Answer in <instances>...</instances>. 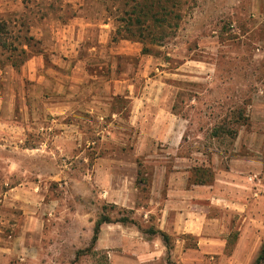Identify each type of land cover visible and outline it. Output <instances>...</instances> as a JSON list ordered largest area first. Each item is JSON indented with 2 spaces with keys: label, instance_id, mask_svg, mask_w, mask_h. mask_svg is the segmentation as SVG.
I'll use <instances>...</instances> for the list:
<instances>
[{
  "label": "rangeland",
  "instance_id": "rangeland-1",
  "mask_svg": "<svg viewBox=\"0 0 264 264\" xmlns=\"http://www.w3.org/2000/svg\"><path fill=\"white\" fill-rule=\"evenodd\" d=\"M193 2L196 21L167 39L166 52L158 53L164 54L165 65L145 72L153 80L145 89L151 94L145 104L148 116L137 115L133 123L128 117L131 103L119 99L113 106L114 111L119 110L118 117L100 119L85 111L75 120L69 119L73 126L66 134L58 126L47 128L51 123H67L64 119L26 116L23 120L24 101L19 94L32 95L37 113L46 107L35 97L40 85L27 83L24 87L17 76L27 56L20 53L26 41L25 36H17L18 29L26 31L35 19L22 11L27 14L25 19L7 20L12 35H6V46H0V90L7 97L0 116V264H36L31 260L38 256L43 261L39 264H46L58 258L59 252L67 253L71 241L83 245L101 217L114 223L128 219L124 224H135L146 232L155 229L161 197L159 193L152 199L154 186L158 188L165 171H176L175 166L188 172L184 180L189 185L216 189L215 199L199 205L203 215L218 218L211 219L215 225L223 224L221 220L233 228L239 221V214L225 206L231 192L229 172L238 167V156L247 157L245 165H239L247 167L241 188L246 192L260 189L264 194V164L256 162L264 155V136L259 129L264 112V27H257L260 19L253 0ZM120 6L124 8L123 3ZM26 8L37 11L35 6ZM158 32L164 39L174 33L166 26ZM33 42L39 50L40 45ZM12 64L15 71L9 72ZM5 75L7 80H3ZM145 86L137 80L136 93ZM160 111L165 112L164 119L168 112L183 123L179 149L174 143L178 135L163 132L164 127L157 123L162 118ZM112 120L114 124L107 127ZM39 124L44 128L38 129ZM111 155L125 160L134 157L136 163L112 165L106 160ZM177 155L192 157L194 163L176 162ZM146 157L150 158L144 160ZM258 167L262 169L257 172ZM196 169L213 172L206 176L207 184L194 183ZM113 187L124 192V196H115L117 200L131 199L141 214L123 206L121 200L112 201ZM148 208L156 213L145 219ZM181 237L188 246H196L192 235ZM88 245L78 250L82 252L77 261L68 262L64 255V264H108L105 253L94 252ZM167 260L171 262L169 257Z\"/></svg>",
  "mask_w": 264,
  "mask_h": 264
},
{
  "label": "crops",
  "instance_id": "crops-1",
  "mask_svg": "<svg viewBox=\"0 0 264 264\" xmlns=\"http://www.w3.org/2000/svg\"><path fill=\"white\" fill-rule=\"evenodd\" d=\"M121 3H128L130 13L135 7L136 11L142 10L140 16L143 23L140 27L135 24L139 12L132 14L129 29L122 25L120 17L124 8H121ZM193 3V0H0V21L25 19L27 14L22 13L25 11L35 20L28 24L26 31L18 29L17 35L31 36L35 40L33 43L40 45L39 50L34 44L23 45L28 56L21 63L17 76L24 87L27 83L40 85L39 94L35 97L46 103V107L43 112L37 113L35 105L31 104L32 95L19 94L18 98L24 101L21 109L23 120L26 116L34 120L50 116H53L50 117L53 121L64 119L67 123H51L47 128L52 130L58 126L66 134L73 126L69 119L73 120L85 111L95 113L100 119L118 117L119 110L114 111L113 106L114 101L119 99L131 103L128 117L133 123L137 115L148 116L145 104L151 99V94H147L145 89L153 80L149 78L150 75L145 77V72L158 70L165 65L164 54L158 53L166 52L167 39L184 30L190 21H196ZM253 4L258 12L256 16L260 19L257 27H264V0H253ZM27 5L35 6L37 11L28 12ZM162 25L172 27L174 32L164 40H160L158 32ZM11 67L9 72L15 71L14 66ZM3 80H7L6 75ZM137 80L146 85L138 94L135 91ZM44 92H48V95H44ZM6 99L5 91L0 90L1 117ZM137 101L143 105H137ZM164 113L159 115L162 116L158 118L160 120L156 119L164 127L163 132H174L181 136L183 123L172 119L168 112L164 119ZM262 114L259 129L264 136V112ZM113 124L112 120L107 127L111 128ZM37 127L44 128L40 124ZM179 142L178 135L174 142L177 149L180 148ZM237 159V165H245L247 157L238 156ZM106 160L112 165L133 163V166L136 163L135 158L130 156L125 160L118 155H111ZM175 161L194 163L192 157L184 155H177ZM256 162L264 164V155L258 156ZM239 165L232 168L230 180H227L231 192L225 206L240 216L233 228L220 219L219 222L223 224L215 225L217 223L214 221L218 218H212L208 213L203 215L199 209L201 202L215 199L216 189L210 191L201 189L200 185H189L184 180L188 172L175 166L176 171H165L158 188L154 186L152 199L159 193L161 197L158 213L154 208L144 211L145 219L148 215L157 214L155 230L172 237L173 244L167 245L158 233L143 231L135 224L105 222L100 227L92 250L105 253L108 264H254L264 244V194L260 189H247L246 192V189L241 188L245 182L242 174L247 171V167ZM111 168L116 171L114 166ZM261 169L258 167L257 172ZM111 191L112 201H122L123 206L137 209V213H140L131 199H116L117 195L124 196L123 191L114 187ZM182 234L195 237L196 246H188ZM93 236L94 230L92 236L89 232L83 245L71 241L67 253L59 252L58 258H52L46 264H64V255L68 262L75 260L79 249L89 243L88 246H91ZM40 240L42 243L43 239ZM0 242L2 256V238ZM231 243L233 246L229 248ZM168 257L171 262L167 260ZM24 260L27 259L21 258V261ZM32 260L36 264L43 263L39 256Z\"/></svg>",
  "mask_w": 264,
  "mask_h": 264
},
{
  "label": "trees",
  "instance_id": "trees-1",
  "mask_svg": "<svg viewBox=\"0 0 264 264\" xmlns=\"http://www.w3.org/2000/svg\"><path fill=\"white\" fill-rule=\"evenodd\" d=\"M127 5H128V3L124 4V10H123L122 16L120 17V22L122 23V25L125 26V28L129 29L128 27L132 24V21H131L133 19L132 14H134V13L137 14V12H139V16H137L135 18L136 19V23L135 24L137 25V27H140L141 24L143 23V21L141 19V16H140L142 14V10L136 11V7H135L133 10H131V13H130V11H128ZM129 13L131 14V16H130ZM7 25H8L7 21H0V46H6V44L9 42L8 39L6 38V35H9V34L12 35L10 32L7 31ZM162 28H163V25L161 26V29ZM164 37H165V35L161 34L160 35V40H164ZM25 41H26V44L32 45V42L35 41V40L31 36H25ZM15 50L17 51V47H15ZM20 53H22L23 55H26L27 51L25 49H20ZM27 56H28V54H27ZM27 56L24 58V61L27 58ZM12 65L16 66L15 64H12ZM212 173H213L212 171H208V170H203L202 171L200 169H196L195 170V176H194L195 177L194 183H196V184H207L208 180H207L206 176L207 175H211ZM213 179H214V174H213ZM105 222H110V221L106 217L105 218L101 217L96 222L95 229H94V236H93V239H92V244H91V246L89 248L90 250H92V246L97 240L101 225L103 223H105ZM121 222L126 223V222H128V219H125V220H123ZM148 232L151 233V234H157L158 233L159 235H161L163 237V239L165 240L167 245L170 246V236L168 234H166L165 232L159 231V230H155V229H150ZM81 252H82V250L78 251L77 257L75 259L76 261L78 260ZM254 264H264V244H263V246L261 248V251H260L258 257L256 258Z\"/></svg>",
  "mask_w": 264,
  "mask_h": 264
}]
</instances>
